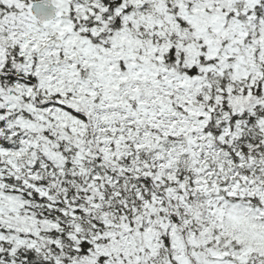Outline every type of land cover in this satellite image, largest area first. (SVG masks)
Instances as JSON below:
<instances>
[{
    "label": "snow or ice",
    "instance_id": "obj_1",
    "mask_svg": "<svg viewBox=\"0 0 264 264\" xmlns=\"http://www.w3.org/2000/svg\"><path fill=\"white\" fill-rule=\"evenodd\" d=\"M0 264H264V0H0Z\"/></svg>",
    "mask_w": 264,
    "mask_h": 264
}]
</instances>
